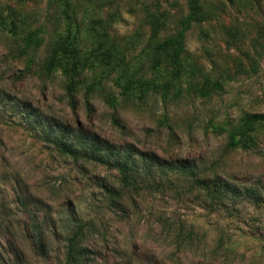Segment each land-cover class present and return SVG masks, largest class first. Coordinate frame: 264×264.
<instances>
[{"label": "rangeland", "instance_id": "rangeland-1", "mask_svg": "<svg viewBox=\"0 0 264 264\" xmlns=\"http://www.w3.org/2000/svg\"><path fill=\"white\" fill-rule=\"evenodd\" d=\"M259 1L264 9V0ZM143 3L166 11L168 31L174 26V20L185 12V0H122L119 16L112 23L115 34L145 33L141 21ZM220 18L225 24H236L245 30L250 22L256 21L257 15L245 8L237 12L227 4ZM247 40L248 37L238 40V46L247 47ZM186 47L198 54L205 69H210L212 59L218 68L227 66L231 78L219 93L208 97L185 95L169 101L149 95L125 110H113L97 98L86 106L78 96L71 109L58 77L48 79L25 73L22 62L5 54L0 37V197L14 199L6 183L7 176L13 174L32 202L30 207L42 219L41 227L54 252L61 250L65 225L71 214L84 219L93 216L96 228L107 235L110 247H119L117 252L102 253L97 264H150L149 258L153 257L157 264L160 261L168 264L170 248L153 222L154 214L159 211L203 229L208 247L216 232L222 230L239 241L235 260L245 264L251 252H261L264 264V129L256 133L251 149L231 150L226 148V134L213 132L210 127V123H234L246 112L264 113V58L257 59L253 73L235 72L230 59L238 57L245 62L237 46L225 50L220 38L200 40L196 26L187 33ZM203 47L208 49V54H204ZM26 104L35 114L29 116L19 110V106ZM51 122L68 126L70 135L93 136L98 145L106 148L109 160L128 155L129 162L133 161L139 169L149 154L158 160L181 158L193 163L200 174L216 173L238 190L253 188L257 200L235 197L225 207L211 211L201 202L200 194L187 192L182 188L183 183L178 182L179 185L176 181V192L134 196L132 201L124 200L121 212L108 211L101 204L99 184L117 185L116 169L58 155L40 138L43 123L51 125ZM166 177L175 179L171 173ZM11 205L16 209L15 203ZM24 216L21 212H9L11 228L0 229V250L8 252L10 241L18 251L23 250ZM133 244L138 247L139 256L126 263ZM24 249L27 264H44L29 248ZM179 257L182 264H219L185 254Z\"/></svg>", "mask_w": 264, "mask_h": 264}, {"label": "trees", "instance_id": "trees-1", "mask_svg": "<svg viewBox=\"0 0 264 264\" xmlns=\"http://www.w3.org/2000/svg\"><path fill=\"white\" fill-rule=\"evenodd\" d=\"M121 2L0 0V37L5 54L22 62L25 73L48 79L58 77L71 109L80 96L86 106L97 98L113 110L133 107L149 95H158L162 101H169L185 95L208 97L222 90L223 84L231 78L227 66L218 68L212 59L210 69L204 68L198 54L186 47L187 33L192 27L198 28L200 40L220 38L225 50L237 46L245 62L238 57L231 58L235 72L253 73L257 69V59L264 58V9L259 0H226L227 3L185 0V12L174 20L170 31L166 11L143 3L141 21L145 33L117 35L112 23L119 16ZM227 4L237 12L242 8L254 11L256 21L250 22L245 30L236 24H225L220 15L226 11ZM244 37H248V46L240 48L237 41ZM203 51L208 54L206 47ZM19 108L29 116L35 114L30 105ZM210 127L213 132L226 134L227 149L248 150L255 145L256 133L264 129V113L246 112L234 123H210ZM40 138L60 156L75 161L99 162L116 169L117 185L99 184L101 204L111 212H121L124 200L132 201L134 196L176 192L178 182L183 183L182 188L187 192L200 194L201 202L211 211L225 207L235 197L257 200L253 188L238 190L216 173L210 176L200 174L193 163L181 158L158 160L149 154L142 159V167L136 169L133 161L129 162L128 155L109 160L106 148L98 145L93 136L70 135L68 126L52 122L51 125L43 123ZM168 173L174 174L175 179L167 178ZM7 179L14 199L0 197V229L11 228L12 221L7 218L9 212L25 214L24 243H21L23 250L18 251L10 241L8 252L0 250V264H27L24 247L41 258L44 264H97L102 253L117 252L119 247H110L105 232L96 228L93 216L84 219L73 214L67 218L61 250L54 252L41 227L42 219L35 208L30 207L32 202L19 187L17 177L12 174ZM14 203L16 209L11 208ZM153 222L170 248L168 264H182L179 254L219 264H242L235 260L239 241L220 229L208 247L204 230L200 227L167 217L159 211L154 214ZM135 246L133 244L127 254L126 263L139 256ZM60 253L61 257L58 256ZM262 256L261 252H251L245 264H263ZM148 263L157 264L155 257L149 258Z\"/></svg>", "mask_w": 264, "mask_h": 264}]
</instances>
